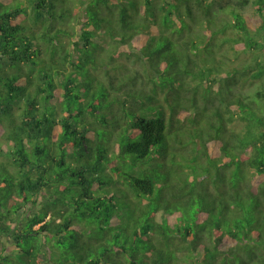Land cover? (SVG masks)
Here are the masks:
<instances>
[{
    "label": "trees",
    "instance_id": "obj_1",
    "mask_svg": "<svg viewBox=\"0 0 264 264\" xmlns=\"http://www.w3.org/2000/svg\"><path fill=\"white\" fill-rule=\"evenodd\" d=\"M0 139V264H264V0H0Z\"/></svg>",
    "mask_w": 264,
    "mask_h": 264
},
{
    "label": "rangeland",
    "instance_id": "obj_2",
    "mask_svg": "<svg viewBox=\"0 0 264 264\" xmlns=\"http://www.w3.org/2000/svg\"><path fill=\"white\" fill-rule=\"evenodd\" d=\"M245 15H248V16H251V14L253 15V11L251 9H248L247 11H245ZM4 140L0 139V142H4ZM40 201L43 202V194L40 196ZM38 228V227H37ZM12 248H9V251L11 250Z\"/></svg>",
    "mask_w": 264,
    "mask_h": 264
}]
</instances>
